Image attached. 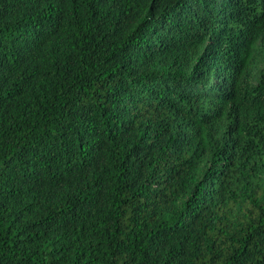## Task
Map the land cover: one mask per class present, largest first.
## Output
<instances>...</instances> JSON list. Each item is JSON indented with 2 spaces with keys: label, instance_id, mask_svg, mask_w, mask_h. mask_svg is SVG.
Here are the masks:
<instances>
[{
  "label": "trees",
  "instance_id": "trees-1",
  "mask_svg": "<svg viewBox=\"0 0 264 264\" xmlns=\"http://www.w3.org/2000/svg\"><path fill=\"white\" fill-rule=\"evenodd\" d=\"M0 264H264V0H0Z\"/></svg>",
  "mask_w": 264,
  "mask_h": 264
}]
</instances>
